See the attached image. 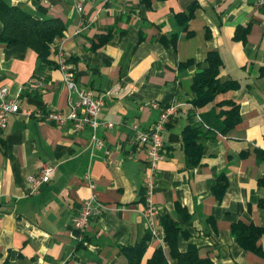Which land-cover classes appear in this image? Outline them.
<instances>
[{
	"label": "crops",
	"instance_id": "1",
	"mask_svg": "<svg viewBox=\"0 0 264 264\" xmlns=\"http://www.w3.org/2000/svg\"><path fill=\"white\" fill-rule=\"evenodd\" d=\"M4 1L37 18L64 20L50 59L57 62L63 50L81 87L96 95L112 91L103 96L99 120L114 126L97 130L104 140L98 148L90 127L73 132L71 122L33 117L39 109L68 115L76 95L58 67L35 77L37 52L0 39V87L8 86L20 106L0 130V264H128L123 248L149 231L143 214L149 202L157 206L161 237L151 235L141 264L160 245L169 255L163 217L181 227L180 249L194 245L212 264H264V7L256 0H88L79 12L75 0ZM211 51L222 60L219 77L238 85L196 108L193 79L208 67ZM224 98L240 103L241 120L228 131L217 104ZM154 101L176 110L148 200L147 145L135 142V125L147 129L159 118ZM189 124L215 134L203 140L196 166L183 143ZM44 165L55 172L33 193L29 176ZM87 172L101 207L81 233L72 218L92 193ZM224 181L220 196L215 187ZM239 222L262 229L259 253L238 243Z\"/></svg>",
	"mask_w": 264,
	"mask_h": 264
},
{
	"label": "trees",
	"instance_id": "2",
	"mask_svg": "<svg viewBox=\"0 0 264 264\" xmlns=\"http://www.w3.org/2000/svg\"><path fill=\"white\" fill-rule=\"evenodd\" d=\"M0 21L3 24V31L0 39L8 45H25L37 52L39 57L38 71L35 77L45 69L58 67V63L52 61V45L57 37H61L66 29L64 20L60 17L37 18L20 6L9 5L4 0H0ZM246 28V27H245ZM241 27L238 28L237 36H240ZM208 67L196 74L193 79V89L195 98L193 104L196 108L215 100L220 93L237 87L236 80H222L219 77V69L222 64L221 57L217 51H211L207 57ZM59 68V67H58ZM220 116L225 122V131L232 129L241 120L240 103L224 98L218 101ZM215 134L203 127L195 124L187 125L183 130V143L187 162L190 166L200 163L203 151V140L214 138ZM261 154L262 152H258ZM227 182H219L215 191L219 189V195L224 193ZM164 228L163 240L169 246V255L166 254L163 245L156 248L148 264H212L209 258L202 257L199 248L190 245L186 250L178 246V235L182 232L181 227L168 217L162 218ZM233 232L238 243L246 248L259 253L260 247L257 245L262 229L242 222L236 223ZM150 231H147L143 239L136 245L123 248L128 264H141L142 258L147 250ZM169 258L175 263H171Z\"/></svg>",
	"mask_w": 264,
	"mask_h": 264
},
{
	"label": "built area",
	"instance_id": "3",
	"mask_svg": "<svg viewBox=\"0 0 264 264\" xmlns=\"http://www.w3.org/2000/svg\"><path fill=\"white\" fill-rule=\"evenodd\" d=\"M88 0H75L76 9L81 12L84 8V3ZM256 5L264 7V0H256ZM58 67L62 72L63 80L69 91L75 93L76 99L70 98L71 110L68 115H65L60 110L44 111L39 109L32 113V116L48 123L64 125L71 122L73 132H78L90 127L92 129V145L98 148L104 146V140L97 135V130L100 127L112 128L114 123L111 121H100L99 114L104 104V95L112 94V91H107L104 95H96L92 90L81 87L77 81L75 69L69 62L63 50L58 52L57 56ZM9 87H0V130H4L8 124L10 115L16 114L19 109L17 99L10 97ZM154 108L160 109L159 118L153 125L147 129H138L135 125L136 136L135 142L138 145H147L149 169L145 175V197L150 200L153 195L155 184L158 178V163L163 157L164 131L170 116L176 110L175 105L162 106L159 102L152 103ZM110 154V151H106ZM55 172V167L52 165H44L38 175L29 176L31 191L38 193L45 183H48ZM84 180L87 182L92 193L86 198L79 210L72 218L73 225L81 233H84L91 220L100 212V202L97 193L94 191L95 179L91 173L85 174ZM148 224V229L153 237L160 238L161 235L154 226V216L157 214V206L153 202H149L143 212ZM162 239V238H161Z\"/></svg>",
	"mask_w": 264,
	"mask_h": 264
}]
</instances>
